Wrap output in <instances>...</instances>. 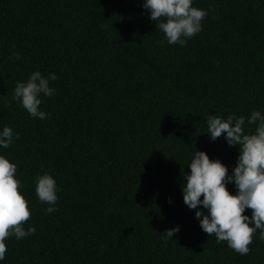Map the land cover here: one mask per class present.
<instances>
[{
    "label": "trees",
    "instance_id": "16d2710c",
    "mask_svg": "<svg viewBox=\"0 0 264 264\" xmlns=\"http://www.w3.org/2000/svg\"><path fill=\"white\" fill-rule=\"evenodd\" d=\"M144 3L0 0V131L19 134L0 155L18 166L36 229L10 237L0 264H264L259 232L247 255L217 243L182 191L196 150L229 175L237 164L239 146L212 140L207 115L264 114V0H193L208 15L186 46L167 43ZM35 71L57 76L46 119L13 95ZM44 173L58 189L51 214L35 192Z\"/></svg>",
    "mask_w": 264,
    "mask_h": 264
},
{
    "label": "clouds",
    "instance_id": "9594fccd",
    "mask_svg": "<svg viewBox=\"0 0 264 264\" xmlns=\"http://www.w3.org/2000/svg\"><path fill=\"white\" fill-rule=\"evenodd\" d=\"M143 7L150 10V19L156 22V28L164 33L169 45L186 46L188 39L202 31V21L208 15L207 11L193 7V0H145ZM20 58L17 52L9 57L10 60ZM56 79L55 73L45 77L35 71L26 82L16 83L14 98L32 117L46 119L48 113L40 110L41 94L54 95L55 89L49 87V81ZM246 122L257 125L254 133H245ZM206 124L212 140L224 135L229 146H239L237 164L229 175L220 160H212L205 152L196 150L188 166L190 174L185 175L186 183L182 185L184 203L190 209L198 206L207 209V214L197 210L195 218L208 236L214 234L217 243L227 242L236 253L247 255L257 232L264 241V114L253 111L247 121L235 114L227 119L207 115ZM18 139L19 134L9 126L0 131V147L4 149ZM17 172L18 166L0 155V261L6 258V241L10 237L20 240L36 231L34 227L25 229L32 212L29 201L20 191L22 184L16 178ZM230 182L238 189L235 195L227 189ZM57 190L55 179L48 173L36 177V195L40 203L48 205L49 214L57 211ZM246 209L251 210V217L244 214ZM176 232H179L178 226L166 230L164 239H171Z\"/></svg>",
    "mask_w": 264,
    "mask_h": 264
}]
</instances>
